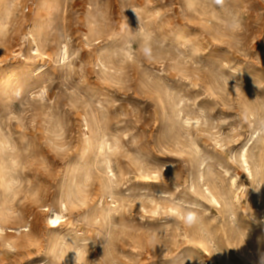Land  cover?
I'll list each match as a JSON object with an SVG mask.
<instances>
[{"label": "rangeland", "instance_id": "374dc122", "mask_svg": "<svg viewBox=\"0 0 264 264\" xmlns=\"http://www.w3.org/2000/svg\"><path fill=\"white\" fill-rule=\"evenodd\" d=\"M263 131L264 0H0V264H264Z\"/></svg>", "mask_w": 264, "mask_h": 264}, {"label": "bare ground", "instance_id": "6f19581e", "mask_svg": "<svg viewBox=\"0 0 264 264\" xmlns=\"http://www.w3.org/2000/svg\"><path fill=\"white\" fill-rule=\"evenodd\" d=\"M36 30V29H35ZM37 32V31H36ZM38 36H39V34L37 35V33H35V31L33 30V29H30L29 30V37H30V40H31V43H32V49L31 50H33L34 52H36V53H38V54H42L43 52V50H42V48H41V46H40V43H39V39H38ZM41 41V40H40ZM62 47V46H61ZM61 53H60V56H61V60L63 61V63H64V61H66V60H69L68 58H69V50H68V46L65 44V45H63V49L61 48ZM32 52V51H31ZM35 53V54H36ZM62 63V64H63ZM64 65V64H63ZM65 66V65H64ZM59 67V66H58ZM64 68V67H63ZM85 117V116H84ZM90 118V117H89ZM89 118H87V117H85L84 118V122H85V126H86V128L87 129H85V130H90L89 129V127H90V120H89ZM89 132V131H88ZM256 132V131H255ZM258 135V133H254V134H252L251 135V137L249 138V140L244 144V146H243V148H242V153H241V155H240V161H241V164H242V167L248 172V174L251 176V177H253L254 176V174H255V172L257 173V171H258V167H257V164H253V162H254V160H252L251 159V157H250V155H249V150H250V146H251V144H252V142H253V140H254V138L256 137ZM102 136V135H101ZM262 136L264 137V131L262 132ZM264 139V138H263ZM6 140V139H5ZM7 141V140H6ZM5 146V143L3 142V140H1L0 139V149L2 148V147H4ZM0 162H2V160L0 161ZM95 167V166H94ZM0 169H1V166H0ZM107 169L112 173V169H111V166H110V163L109 164H107ZM2 172L0 171V179H2L1 178V176H3L2 174H1ZM112 177L114 176V173H112V175H111ZM4 177V176H3ZM7 177V176H6ZM4 178L5 180H9V178L10 179H12L11 177H9V178ZM200 179L204 182V180H205V176H204V173H200ZM4 180V181H5ZM5 182H7V181H5ZM10 182H11V180H10ZM4 186L5 184H1V186ZM8 184L6 183V186H7ZM11 186V185H10ZM7 188V187H6ZM9 190H10V188H8ZM202 191H203V189H202ZM203 193H204V191H203ZM206 193H207V195L210 197V199H211V201L213 202V203H215L216 205H220L221 206V203H222V198H221V196L213 189V188H210L209 186H207V188H206ZM261 194V193H260ZM67 202H69V200H66V201H64V199H63V201H61V204L62 205H64L65 207L67 206ZM70 203V202H69ZM258 204L259 205H261L260 207H259V210L261 209V208H264V197L263 198H261V199H259L258 200ZM246 206H247V202H246ZM256 209V208H255ZM1 210V212H2V209H0ZM264 210V209H263ZM4 212V211H3ZM7 212V211H6ZM14 212V211H13ZM5 213V212H4ZM7 213H10L9 211L7 212ZM7 213H5L4 215L6 216V214ZM11 214V213H10ZM10 217V216H9ZM15 217V216H14ZM17 217H19V216H17ZM62 218H64V216L60 213V212H58L56 209H54V208H52L51 209V211H50V215H49V219L47 220L48 221V223H49V225L51 226V231L52 232H55V230L57 229V227L58 226H60V221L62 220ZM17 219V218H16ZM15 220V219H14ZM6 221H8V220H6ZM5 221V222H6ZM6 224V223H5ZM14 224H15V222H14ZM21 226V225H20ZM20 226H18V227H15V228H13L14 229V231L15 232H17L18 234H22V233H24V232H28L29 231V225H26L25 226V224L23 225V226H25L26 227V229H23V230H21V228L22 227H20ZM24 227V228H25ZM5 228L3 227V230H4ZM2 229H0V231H1ZM6 231V230H5ZM234 231V229L232 228L231 229V233ZM3 232V231H2ZM57 232V231H56ZM16 233V234H17ZM27 234V233H26ZM25 234V235H26ZM2 235V234H1ZM23 236V235H22ZM218 238V237H217ZM219 241H221V240H219ZM221 242H223V241H221ZM229 243V242H228ZM64 249V248H63ZM62 250V248L60 247V246H58L57 245V243L55 244V245H53V246H51V256H53L56 252H57V254H58V251H61ZM49 252V251H48ZM87 252V251H86ZM206 254V255H211L214 259H216L218 262H221V264H224V257L226 256V249H225V244L224 243H220V242H216L215 241V239H214V236L212 235V233H210L209 231H207V230H200V231H198L197 232V234H196V237H195V239H194V241H193V246L191 247V251H190V254H192L191 255V257H189L188 258V262L190 263V264H195L194 263V260L195 259H198V258H200L201 256V254ZM78 254V253H77ZM47 255V254H46ZM51 258V257H50ZM47 259V257L44 259V260H46ZM49 259V258H48ZM215 260V261H216ZM41 262V261H40ZM187 262V263H188ZM45 264V263H44ZM52 264V263H51Z\"/></svg>", "mask_w": 264, "mask_h": 264}]
</instances>
